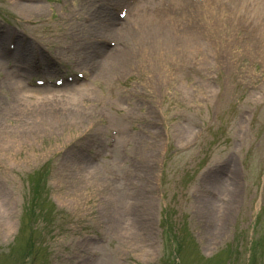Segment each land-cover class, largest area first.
<instances>
[{
    "label": "rangeland",
    "instance_id": "obj_1",
    "mask_svg": "<svg viewBox=\"0 0 264 264\" xmlns=\"http://www.w3.org/2000/svg\"><path fill=\"white\" fill-rule=\"evenodd\" d=\"M149 1L92 35V4L42 0L30 14L0 0V73L32 66L38 39L62 57L59 71L87 70L37 92L0 76V264H178L176 250L180 264H246L254 230L264 240V56L217 52L215 32L235 38L246 23L226 12L213 25L209 0ZM13 33L23 40L8 52ZM98 35L112 42L92 55ZM183 43L207 47L220 76L189 66ZM254 253L264 264V242Z\"/></svg>",
    "mask_w": 264,
    "mask_h": 264
},
{
    "label": "bare ground",
    "instance_id": "obj_2",
    "mask_svg": "<svg viewBox=\"0 0 264 264\" xmlns=\"http://www.w3.org/2000/svg\"><path fill=\"white\" fill-rule=\"evenodd\" d=\"M233 1H234L235 4H238V2H240L241 5L244 4L245 2H248V1L251 2L249 4H246L244 7H248V8L253 9L252 10V14L258 13L259 17H263L264 18V0H233ZM226 5L227 6H230L227 3H226ZM17 6L20 7V8H22L25 12H28L30 14L37 13V11L39 12V9L42 7L41 4H39V3H36V4L18 3ZM111 23L112 22L106 23L103 26L107 30H112V28L115 29V27L112 26ZM97 48H101V45L100 46H97ZM36 90H34V91H36ZM39 90L40 89H38L37 91H39ZM17 99H18V101L20 103H23V101H22L21 98H17Z\"/></svg>",
    "mask_w": 264,
    "mask_h": 264
}]
</instances>
